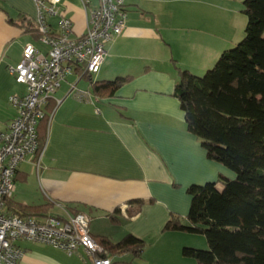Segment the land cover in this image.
I'll return each instance as SVG.
<instances>
[{"label":"crops","instance_id":"0c3cea01","mask_svg":"<svg viewBox=\"0 0 264 264\" xmlns=\"http://www.w3.org/2000/svg\"><path fill=\"white\" fill-rule=\"evenodd\" d=\"M243 2L126 0L125 28L106 44L104 62L92 80L130 79L113 96H96L82 67L65 76L44 107L50 116L41 167L37 172L31 159L21 162L13 201L50 203V215L84 212L95 238L117 242L131 233L144 240L140 256H115L113 264H198L183 255V248H207L206 237L164 226L173 214L188 223L191 185L235 173L207 157L187 128L174 89L182 70L202 74L242 40L247 24ZM97 4L92 0L91 6ZM36 13L34 0H0V131L16 113L10 95L26 92V84L17 82L8 67L21 62L29 43L47 50L25 26L28 21L22 22L26 17L35 24ZM61 16L72 20L71 37L86 31L82 0H63L59 14L47 17L53 29ZM73 85L90 98L73 95ZM137 200L142 205L131 214ZM17 244L23 250L19 264H93L83 249L70 255L50 245Z\"/></svg>","mask_w":264,"mask_h":264},{"label":"trees","instance_id":"16d2710c","mask_svg":"<svg viewBox=\"0 0 264 264\" xmlns=\"http://www.w3.org/2000/svg\"><path fill=\"white\" fill-rule=\"evenodd\" d=\"M245 35L221 53L202 76L180 72L174 94L185 114L188 130L196 135L207 157L232 169L236 177L220 175L217 181L191 185L188 223L173 214L164 230L203 234L208 249L184 247L183 255L198 264H264V0H244ZM39 38L36 23L23 18ZM83 73V72H81ZM96 96H113L130 77L93 81ZM50 113L37 126L38 152L44 149ZM133 214L139 211L142 201ZM50 203L29 206L6 200V211L22 216L46 215ZM117 223V219L113 220ZM104 255H141L143 239L129 233L113 242L97 236Z\"/></svg>","mask_w":264,"mask_h":264},{"label":"built area","instance_id":"2783aa9c","mask_svg":"<svg viewBox=\"0 0 264 264\" xmlns=\"http://www.w3.org/2000/svg\"><path fill=\"white\" fill-rule=\"evenodd\" d=\"M39 41L43 51L34 44L24 47L23 58L9 73L17 82L26 84L24 94H12L10 105L15 116L7 128L0 131V264H19L23 250L18 241L24 240L61 249L73 254L83 249L93 264H113L104 249L90 232V217L84 212L63 216H22L6 211V200L15 192V175L21 162L32 160L37 172L41 167L42 152H38L37 126L45 115V105L60 87L62 80L74 67L95 75L100 71L106 55V44L119 36L126 25V0H82L88 13L87 28L71 37L72 20L61 16L58 29H53L48 16L59 14L63 0H34ZM80 99L90 94L72 86Z\"/></svg>","mask_w":264,"mask_h":264},{"label":"rangeland","instance_id":"374dc122","mask_svg":"<svg viewBox=\"0 0 264 264\" xmlns=\"http://www.w3.org/2000/svg\"><path fill=\"white\" fill-rule=\"evenodd\" d=\"M205 74V72L204 73H202V74H199V76H203ZM94 77L96 76V74L95 75H93ZM83 83V82H82ZM82 83H81V85H82ZM73 92H74V90H73ZM72 92V93H73ZM73 95H75L74 93H73ZM230 169V168H229ZM232 172H234L235 173V171H233L232 169H230ZM234 177H236V173H235V176ZM18 187L20 186L21 188H28V187H24L23 186V182H18V185H17ZM28 186H30V184L28 185ZM15 189H16V186H15ZM204 237H206L205 235H204ZM207 240V239H206ZM199 249H208V247L207 248H199Z\"/></svg>","mask_w":264,"mask_h":264}]
</instances>
